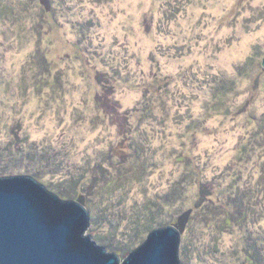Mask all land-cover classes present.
I'll use <instances>...</instances> for the list:
<instances>
[{
  "label": "rangeland",
  "instance_id": "obj_1",
  "mask_svg": "<svg viewBox=\"0 0 264 264\" xmlns=\"http://www.w3.org/2000/svg\"><path fill=\"white\" fill-rule=\"evenodd\" d=\"M49 1L0 0V178L62 198L83 174L63 200L121 260L192 208L180 262L243 264L264 237V0Z\"/></svg>",
  "mask_w": 264,
  "mask_h": 264
},
{
  "label": "water",
  "instance_id": "obj_2",
  "mask_svg": "<svg viewBox=\"0 0 264 264\" xmlns=\"http://www.w3.org/2000/svg\"><path fill=\"white\" fill-rule=\"evenodd\" d=\"M46 11L49 0H39ZM264 69V57L262 60ZM193 209L151 230L124 260L90 237L84 196L63 200L39 177L0 178V264H182L179 251Z\"/></svg>",
  "mask_w": 264,
  "mask_h": 264
},
{
  "label": "trees",
  "instance_id": "obj_3",
  "mask_svg": "<svg viewBox=\"0 0 264 264\" xmlns=\"http://www.w3.org/2000/svg\"><path fill=\"white\" fill-rule=\"evenodd\" d=\"M227 85L223 83V84H221V88L225 89L227 87ZM23 150H22V147H20V148H18L17 151H19L20 154H21ZM84 180H85V177H84L83 174H81L80 176H78V175L71 176V178H70L71 190L69 189V191H62V193H61V197L62 198L61 199L70 198V195L74 194V191H75L74 188L80 189V186H81V184H83ZM234 187H235V184L233 183L231 189L234 188ZM178 190H179V187L177 186L174 194L177 193ZM207 190L208 189H204V187L202 188L201 195H202L203 198L207 197V196H210L212 194V193L208 192ZM200 204H198V206H197V208L199 209V212L201 214H202V212H203V214H205L204 212H207L206 215L209 214V216L206 217V215H205V218L208 221H211V220L214 221L216 216H217V213H215V212H216V209H218V208H216V207H218L219 205H213V206L212 205H207V209L201 210L203 206H202V204L201 205ZM222 207H224V206H222ZM226 209L231 211V209H229L228 207ZM230 211L226 210L227 215L233 216L234 214H232ZM249 215L250 214H248V216H247V214H245L246 220L249 218ZM238 216L239 217H237V220L242 219V213H238ZM232 218H234V216ZM250 232L252 234L249 237H247V240H246L247 244L244 247L245 256L243 258V264L244 263H247V264H264V254H263V252H262V250L260 248L262 246V244H264V237L260 233L255 235L253 231H250Z\"/></svg>",
  "mask_w": 264,
  "mask_h": 264
}]
</instances>
